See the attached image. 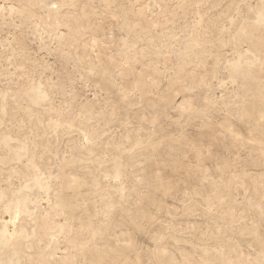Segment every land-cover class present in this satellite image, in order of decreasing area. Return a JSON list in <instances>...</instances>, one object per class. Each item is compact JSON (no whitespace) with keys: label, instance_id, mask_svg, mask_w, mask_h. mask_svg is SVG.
I'll return each mask as SVG.
<instances>
[{"label":"rangeland","instance_id":"rangeland-1","mask_svg":"<svg viewBox=\"0 0 264 264\" xmlns=\"http://www.w3.org/2000/svg\"><path fill=\"white\" fill-rule=\"evenodd\" d=\"M0 264H264V0H0Z\"/></svg>","mask_w":264,"mask_h":264}]
</instances>
